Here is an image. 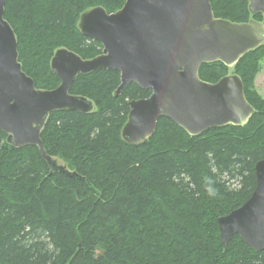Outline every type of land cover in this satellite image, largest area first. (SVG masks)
<instances>
[{
	"label": "trees",
	"instance_id": "16d2710c",
	"mask_svg": "<svg viewBox=\"0 0 264 264\" xmlns=\"http://www.w3.org/2000/svg\"><path fill=\"white\" fill-rule=\"evenodd\" d=\"M125 0H6L4 17L14 29L18 60L40 89L60 80L54 53L67 48L82 58L102 44L78 27L85 10L120 9ZM216 17L251 18L247 0H212ZM264 44L233 67L255 112L242 126L210 128L192 136L162 117L143 144L122 137L129 101L150 96L136 83H121L114 69L79 74L70 92L91 99L88 113H50L41 131L49 155L78 176L51 169L34 145L15 147L0 128V264H264L235 234L224 248L220 216L243 205L264 159V98L255 79ZM222 62L204 64L200 77L228 75Z\"/></svg>",
	"mask_w": 264,
	"mask_h": 264
},
{
	"label": "water",
	"instance_id": "95a60500",
	"mask_svg": "<svg viewBox=\"0 0 264 264\" xmlns=\"http://www.w3.org/2000/svg\"><path fill=\"white\" fill-rule=\"evenodd\" d=\"M252 14L263 20L234 22L216 17L212 0H125L115 12L95 6L82 12L80 32L102 44V52L82 58L67 48L52 57L51 69L60 84L36 87L18 60L14 29L4 17L0 0V128L15 147L34 145L51 169L78 176L48 154L41 131L50 113L75 110L88 113L94 102L70 92L79 74L117 70L119 94L129 83L151 90L145 98L129 101L122 137L143 144L167 117L192 136L210 128L245 125L255 112L241 77L228 74L216 82L200 77L204 64L222 62L234 67L264 44V0H247ZM257 184L240 207L218 218L221 242L227 248L238 234L255 250H264V159L255 164Z\"/></svg>",
	"mask_w": 264,
	"mask_h": 264
},
{
	"label": "rangeland",
	"instance_id": "374dc122",
	"mask_svg": "<svg viewBox=\"0 0 264 264\" xmlns=\"http://www.w3.org/2000/svg\"><path fill=\"white\" fill-rule=\"evenodd\" d=\"M252 19H254V18H251L250 20H252ZM233 73H234L233 67H230L228 74H233ZM254 85H255V88H256L258 94L264 98V56H262V58L260 60V70L256 76ZM55 159L57 160L58 163L64 164L68 167L67 163L63 159H61L59 157H55Z\"/></svg>",
	"mask_w": 264,
	"mask_h": 264
}]
</instances>
